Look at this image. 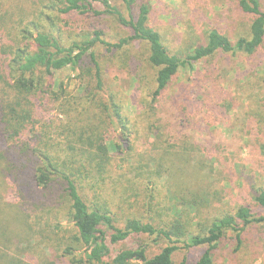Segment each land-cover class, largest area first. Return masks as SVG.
Masks as SVG:
<instances>
[{
  "label": "trees",
  "instance_id": "1",
  "mask_svg": "<svg viewBox=\"0 0 264 264\" xmlns=\"http://www.w3.org/2000/svg\"><path fill=\"white\" fill-rule=\"evenodd\" d=\"M155 1L0 0V264H186L199 247L213 264L228 233L239 248L264 226V0H230L245 30L176 51ZM76 16L128 34L68 30ZM117 56L133 117L106 85ZM66 68L78 93L54 82Z\"/></svg>",
  "mask_w": 264,
  "mask_h": 264
},
{
  "label": "rangeland",
  "instance_id": "2",
  "mask_svg": "<svg viewBox=\"0 0 264 264\" xmlns=\"http://www.w3.org/2000/svg\"><path fill=\"white\" fill-rule=\"evenodd\" d=\"M187 1L188 5L180 0H156L152 3L154 11L151 17V26L161 33L164 42L172 51L195 45L211 26L227 33L232 38L233 31L241 26L243 31L248 25V19L237 16L229 9L230 0ZM66 18L71 20L68 30L77 29L79 31L80 28L89 31L102 30L112 41L124 38L128 34L110 19H85L79 16ZM133 50H131V54L141 59V54L135 53ZM119 61V57L109 59L106 67V85L124 97V112L133 117L136 114V108L131 86L132 78L128 69ZM138 63L140 64V61ZM179 81H184V79L180 77ZM54 82L56 84L63 83L75 93L79 92L78 73L69 68L56 73ZM173 93L175 94L176 91ZM224 133H226L225 130ZM244 157L246 156L244 155ZM64 224L63 222L62 225L64 226ZM134 244L135 242H131L129 245ZM204 250L205 247H199L187 251L186 264H197ZM153 252L155 251L150 250L149 255ZM183 256V253H179L174 258V263L178 264ZM35 259V255L27 258L31 262L30 264L36 262ZM60 264L65 263L61 262ZM213 264H264V226L248 227L243 234L239 248L231 234L228 233L214 254Z\"/></svg>",
  "mask_w": 264,
  "mask_h": 264
}]
</instances>
